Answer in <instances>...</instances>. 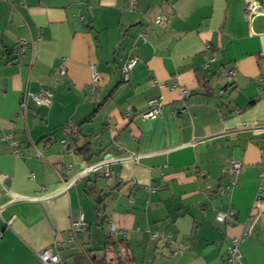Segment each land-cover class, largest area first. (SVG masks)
Instances as JSON below:
<instances>
[{
  "label": "crops",
  "instance_id": "obj_1",
  "mask_svg": "<svg viewBox=\"0 0 264 264\" xmlns=\"http://www.w3.org/2000/svg\"><path fill=\"white\" fill-rule=\"evenodd\" d=\"M247 1L0 0V264H41L49 247L65 264H225L244 232L241 264H264V0L254 16ZM44 88L50 108L32 98ZM157 98L161 114L143 118ZM233 157L244 169L221 196ZM153 232L188 247L175 255Z\"/></svg>",
  "mask_w": 264,
  "mask_h": 264
},
{
  "label": "built area",
  "instance_id": "obj_2",
  "mask_svg": "<svg viewBox=\"0 0 264 264\" xmlns=\"http://www.w3.org/2000/svg\"><path fill=\"white\" fill-rule=\"evenodd\" d=\"M132 4H135V0H132ZM260 10V4L257 1L249 0L246 3V14L248 16H254L257 14ZM157 25L163 26L168 22V18L166 16H158L155 18L154 21ZM142 37L145 38V34H142ZM17 49L19 54H23L29 47V42L23 39L18 40ZM138 62V58L135 56H130L127 58V60L124 62V64L121 66V71L124 77L125 81H128L130 78V74L132 69L136 66ZM59 73L62 75L65 73L64 69H60ZM234 75V72H229L228 78L231 80ZM92 81L99 82L100 81V75L97 72L96 66H92ZM55 85H58V80H55ZM54 92L52 88H44L39 93L32 94V98L35 100V102L43 106L45 108H50L53 101ZM162 102L161 98L152 99L149 100L147 109L141 113V116L143 118H151L154 119L157 116L161 114ZM4 140H9L11 144H15L16 142L12 140V134H7L4 138ZM200 141V139L194 140L193 144H196ZM123 158H134V155H124ZM112 158L103 159L96 164H93L91 166H88L83 169V173H86L88 171H91L95 168H98L100 166H104L107 163L110 162ZM244 162L239 158H230L227 160L225 167L223 168L222 174L224 176H227L229 179V182L225 188H219L218 193L221 196H224L227 191L232 190L237 186V181L240 173L244 169ZM105 175L108 178H112L110 170H107L105 172ZM200 176L207 182L206 189L210 190L212 186L208 183L210 182V176L209 174L205 172H201ZM256 206L264 208V170L260 173V182L257 189L256 194ZM262 210V209H261ZM236 215V211L231 209L228 212H217L216 214V220L220 222L226 221L228 218H233ZM16 215H12L11 217L4 220V224L6 227H10L13 221L15 220ZM111 229L113 231H117L116 225L111 222ZM87 226V222L85 220L84 213H80L79 216L74 219L71 223L72 227V235L69 239V241H74L76 239V234L82 230H84ZM3 229L0 228V237L3 236ZM250 234L248 232H244L243 234L239 236H235L232 238V244L228 247L227 250V260L225 264H241V255L239 252V243L241 240L245 237H248ZM152 239H160L162 242L167 243L171 246L173 253L175 255L182 254L184 250L188 247L187 245L184 246H175L174 242L170 240V234H159L157 232H153L151 234ZM40 263L41 264H65V261L61 258V256L56 252V250L53 247L46 248L44 250H41L37 254Z\"/></svg>",
  "mask_w": 264,
  "mask_h": 264
},
{
  "label": "trees",
  "instance_id": "obj_3",
  "mask_svg": "<svg viewBox=\"0 0 264 264\" xmlns=\"http://www.w3.org/2000/svg\"><path fill=\"white\" fill-rule=\"evenodd\" d=\"M91 192H92V194L94 193V190H93V188L90 190ZM90 192V193H91ZM95 200H96V203H97V208H96V210H97V212H99V211H101V201H100V199L99 198H97V197H95Z\"/></svg>",
  "mask_w": 264,
  "mask_h": 264
},
{
  "label": "water",
  "instance_id": "obj_4",
  "mask_svg": "<svg viewBox=\"0 0 264 264\" xmlns=\"http://www.w3.org/2000/svg\"><path fill=\"white\" fill-rule=\"evenodd\" d=\"M107 158H108V157H107ZM107 158H106V159H107ZM92 165H93V164H92ZM84 168H86V166H84Z\"/></svg>",
  "mask_w": 264,
  "mask_h": 264
}]
</instances>
